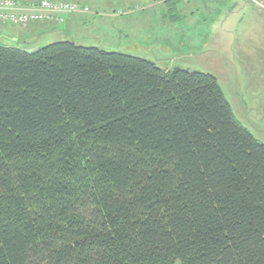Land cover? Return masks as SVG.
<instances>
[{"label":"trees","instance_id":"trees-1","mask_svg":"<svg viewBox=\"0 0 264 264\" xmlns=\"http://www.w3.org/2000/svg\"><path fill=\"white\" fill-rule=\"evenodd\" d=\"M0 264H264V143L212 74L0 42Z\"/></svg>","mask_w":264,"mask_h":264},{"label":"rangeland","instance_id":"rangeland-1","mask_svg":"<svg viewBox=\"0 0 264 264\" xmlns=\"http://www.w3.org/2000/svg\"><path fill=\"white\" fill-rule=\"evenodd\" d=\"M71 1V0H69ZM162 0H88L91 11L86 13L87 24L74 30L70 37L65 39L44 38L36 41L42 46H47L57 41L73 39L80 46H104L110 51L132 54L133 56L148 59L163 69L180 68L192 72L202 71L213 74L230 102L236 117L245 125L251 133L264 142V112L261 108L260 83L264 81V7L260 5L262 0H231L226 7H221L217 13L218 2H210V8L203 7L200 10L186 9L194 12L197 18H209L210 23L199 24L195 28L203 34L195 33L190 38L199 41L203 36H208L210 44L222 41L225 38L222 32L223 25L218 22L212 25L211 18H220L223 21L229 15L230 10H236L237 24L229 34V47L216 49L213 46L203 52L184 54L181 44L178 42L181 32L185 31L189 24H181L179 19L183 6L175 0L177 9L164 10L162 6L141 13L136 10L145 5L160 3ZM97 4V5H96ZM99 4L101 7L99 8ZM131 11H135L131 13ZM165 11V25L161 12ZM130 12V13H129ZM82 14V15H86ZM168 14V15H167ZM162 15V14H161ZM250 19V21L248 20ZM144 21L143 25L142 21ZM171 30L173 36V48L154 47L143 55H138L137 50L127 49L128 44L134 39L153 31L160 35ZM170 35L169 32L167 36ZM3 44L13 45L8 40H1ZM159 43H164L160 41ZM17 47L18 45H15ZM101 48V47H100ZM193 52L194 49H189ZM188 52V51H187ZM137 54V55H135ZM246 107V108H245Z\"/></svg>","mask_w":264,"mask_h":264},{"label":"crops","instance_id":"crops-1","mask_svg":"<svg viewBox=\"0 0 264 264\" xmlns=\"http://www.w3.org/2000/svg\"><path fill=\"white\" fill-rule=\"evenodd\" d=\"M19 1L28 2V1H39V0H19ZM71 1L77 2L81 5L91 7L88 0H71ZM176 1L180 2L179 0H176ZM174 2H175V0H162L160 3H156V4H152V2H144L145 5L140 6L139 8H136V10L138 9V10H140L141 13H144V12H146V10L155 8V5H159V6H162L164 8V10L170 11L171 8L177 9L176 3H174ZM210 2H214V1H211V0H188L187 3H181L183 6H185L184 8H182L181 16L179 18L181 20V24L183 23V24H189L190 25V26H188V28L185 31L181 32L182 35L178 39L179 40L178 42L181 44V47H182V49L180 51H183L184 54L195 53V50H197V52L199 51V52H201V53L203 52V54H205L204 52H206V50H209L210 46H213L216 49H223L225 46L229 47V43H228L229 42V36H230L229 34L231 33V30L234 28L233 25L237 24V21H236L237 12H236V10H234V11L230 10L229 15L226 16L223 21H220L219 17L218 18H211L212 25H215V23L218 24V22L223 25L222 32L224 33L225 38L221 39L222 41L212 42L210 44L208 41H206V40H208V36H210L209 33H207V37L203 36L202 39H200L199 41H196V40L190 38V35H193L195 33L203 34L205 31L201 30V32H200V31L196 30V28H197L196 26L199 24H205V23L209 24L210 19L209 18H203V19L197 18L194 16V12H191V10L187 11L186 9L193 8V9H196V11H198L203 7L210 8V5H211ZM230 3H231V0L219 1L218 4H220V5L216 9L217 13L220 12L221 7H226ZM260 5L262 7H264V0H262V2H260ZM100 7H101V5L99 4V8ZM134 12L135 11H131V13H134ZM164 13H165V11H162L161 12L162 15L160 14V16H162V19L164 22L162 27L164 30H167V27L165 25V20L167 18L165 16L166 14H164ZM87 16H88L87 14L86 15L64 14V15H62V17L64 18V23L62 25H55V24L54 25H44V24H39V23L31 24L27 27H20V26H13V25H0V41L6 39L13 45H18V46H21L23 48H28V49H38V48L43 47L41 43L36 42L40 39H44V38L65 39V38L70 37V35L73 33L74 30L79 29L80 26H86L87 20H88L86 18ZM248 20L250 21V19H248ZM141 21H142V23H140V24L143 25L144 21L143 20H141ZM168 32L170 35L167 36ZM60 41H62V40H60ZM66 41L74 42L73 39H68ZM160 41H162L164 43H159ZM91 47H99V48L101 47V49H103L105 51H110L108 47L104 46V44H101V46H91ZM154 47H156V48L159 47V49H161V50L163 48H170V49L173 48L174 44H173V36H172L171 30L166 31V32H162L160 35H158L157 32L153 31L151 34H145L144 36H141V37L138 36V38H134L128 44L127 49L137 50L138 55H143L144 53L148 52L149 49H153ZM189 49H194V51L190 52ZM110 52H115V51H110ZM119 53H121V52H119ZM137 54H135V55H137ZM130 55H132V54H130ZM165 70H169V69L167 68ZM260 88H261V95H262V99H261V105L262 106H261V108H262V111L264 112V81H262V83H260ZM262 143H264V142H262Z\"/></svg>","mask_w":264,"mask_h":264},{"label":"built area","instance_id":"built-area-1","mask_svg":"<svg viewBox=\"0 0 264 264\" xmlns=\"http://www.w3.org/2000/svg\"><path fill=\"white\" fill-rule=\"evenodd\" d=\"M187 3L188 0H180ZM219 2L221 0H211ZM90 7L69 0H39L22 2L0 0V25L27 27L31 24L62 25L64 14H86Z\"/></svg>","mask_w":264,"mask_h":264}]
</instances>
